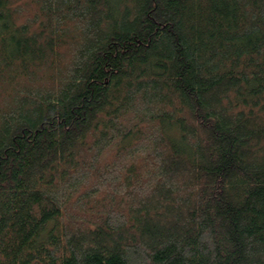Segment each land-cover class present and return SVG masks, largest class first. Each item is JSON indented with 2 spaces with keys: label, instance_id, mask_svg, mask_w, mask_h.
Returning a JSON list of instances; mask_svg holds the SVG:
<instances>
[{
  "label": "trees",
  "instance_id": "16d2710c",
  "mask_svg": "<svg viewBox=\"0 0 264 264\" xmlns=\"http://www.w3.org/2000/svg\"><path fill=\"white\" fill-rule=\"evenodd\" d=\"M0 264H264V0H0Z\"/></svg>",
  "mask_w": 264,
  "mask_h": 264
}]
</instances>
